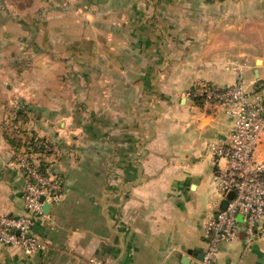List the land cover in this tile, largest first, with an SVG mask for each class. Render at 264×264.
I'll return each instance as SVG.
<instances>
[{"label":"crops","instance_id":"0c3cea01","mask_svg":"<svg viewBox=\"0 0 264 264\" xmlns=\"http://www.w3.org/2000/svg\"><path fill=\"white\" fill-rule=\"evenodd\" d=\"M88 4L97 8L76 14L84 26L63 25L64 36L80 37L79 57L34 56L29 69L3 62L0 70V215L25 212L6 115L54 144L42 166L62 186L33 229L50 248L26 254L0 244V264H199L226 164L208 145L228 140L233 118L187 92L241 79L264 93V0ZM50 10L49 21L58 9ZM87 45L106 57L88 56ZM216 264H264V239L241 232Z\"/></svg>","mask_w":264,"mask_h":264},{"label":"built area","instance_id":"2783aa9c","mask_svg":"<svg viewBox=\"0 0 264 264\" xmlns=\"http://www.w3.org/2000/svg\"><path fill=\"white\" fill-rule=\"evenodd\" d=\"M187 95L224 105L233 118L228 140L208 145L217 164L221 159L226 161L216 174L221 199L234 192L227 208L208 215L204 223L207 246L199 264H216L222 245L238 240L241 232L249 241L264 239V154L260 153L264 145V93L247 90L239 79L225 86L197 84ZM6 130L21 145L12 165L24 179L25 212L0 215V244L33 254L51 246L50 241L33 234V229L37 220L46 216L44 203L54 204L62 195L60 181L41 169L42 159L56 147L14 122Z\"/></svg>","mask_w":264,"mask_h":264},{"label":"rangeland","instance_id":"374dc122","mask_svg":"<svg viewBox=\"0 0 264 264\" xmlns=\"http://www.w3.org/2000/svg\"><path fill=\"white\" fill-rule=\"evenodd\" d=\"M48 1L54 4L52 6L44 4L43 0H0V70L3 68V62L29 69L33 65L31 58L34 56L41 58L43 62L74 60L73 54L80 56L79 48L82 44L79 41L80 37L64 36V22H67L65 25L84 26L85 22L81 21L76 14H80L83 9L86 15V9L97 7L88 4L90 0H83L82 6L75 5L71 8L64 5L62 0ZM52 8L58 10L55 13L56 18L49 21L48 17L52 13L50 10ZM69 14H71L70 19L67 18ZM70 39L72 41L75 39L72 45ZM84 48L88 49V56L106 57L107 55L95 51L89 45ZM95 62L96 58L91 61L93 65ZM17 110L18 105L15 104L8 111L15 114L14 111ZM9 116L6 115L3 123L5 130L12 122L10 121L12 117Z\"/></svg>","mask_w":264,"mask_h":264},{"label":"water","instance_id":"95a60500","mask_svg":"<svg viewBox=\"0 0 264 264\" xmlns=\"http://www.w3.org/2000/svg\"><path fill=\"white\" fill-rule=\"evenodd\" d=\"M233 197H234V192H230L227 195L226 199H224L222 201L221 206H220L221 209H223V210L226 209L227 206H228L229 200L232 199ZM44 200H45V197H41V201H44ZM51 208H52V204L51 203H49V202H45L44 203V209H43V211H44L45 214H49Z\"/></svg>","mask_w":264,"mask_h":264},{"label":"trees","instance_id":"16d2710c","mask_svg":"<svg viewBox=\"0 0 264 264\" xmlns=\"http://www.w3.org/2000/svg\"><path fill=\"white\" fill-rule=\"evenodd\" d=\"M259 92H260V91H259ZM10 140H12V141L14 142V144H15L16 147H17V150H19V149L21 148V145H19L15 140H13V139H10ZM41 169L43 170V172L46 173V169H45V166H44V165L41 166Z\"/></svg>","mask_w":264,"mask_h":264}]
</instances>
